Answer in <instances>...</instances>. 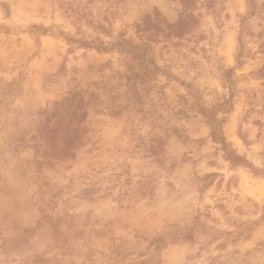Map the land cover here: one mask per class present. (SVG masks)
I'll use <instances>...</instances> for the list:
<instances>
[{
  "label": "rangeland",
  "instance_id": "1",
  "mask_svg": "<svg viewBox=\"0 0 264 264\" xmlns=\"http://www.w3.org/2000/svg\"><path fill=\"white\" fill-rule=\"evenodd\" d=\"M0 264H264V0H0Z\"/></svg>",
  "mask_w": 264,
  "mask_h": 264
},
{
  "label": "trees",
  "instance_id": "2",
  "mask_svg": "<svg viewBox=\"0 0 264 264\" xmlns=\"http://www.w3.org/2000/svg\"><path fill=\"white\" fill-rule=\"evenodd\" d=\"M187 1L189 2L191 0H187ZM189 16L193 17L192 14H190ZM142 20L144 21V25H142V26L138 25V28H143L144 27V29L148 30L150 26H153V27L155 26V28H156L155 30L156 31L160 30L158 25H156V21H158V17H157L156 14H154L152 16L151 15H146L145 17H143ZM186 22H187V19L185 17H183V16H180L178 18V20L174 24H172L170 26V28H172L174 30L173 33H175L177 35H181V33L183 32L182 31V26H184V24H186ZM218 126L219 125H217V124H212L210 126V128H211V136H212L213 140L218 141L222 145V147H223V149L225 151V154L227 155L228 159L231 162H233V163H242V164L243 163H248L244 157H241L240 155H237L234 151H232L230 149L227 150L226 141H225L224 137H222L221 130L219 129Z\"/></svg>",
  "mask_w": 264,
  "mask_h": 264
}]
</instances>
